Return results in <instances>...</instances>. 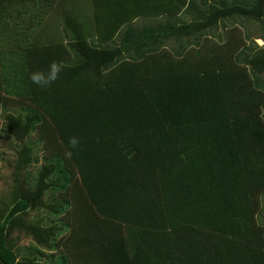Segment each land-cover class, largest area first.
<instances>
[{
	"label": "trees",
	"instance_id": "16d2710c",
	"mask_svg": "<svg viewBox=\"0 0 264 264\" xmlns=\"http://www.w3.org/2000/svg\"><path fill=\"white\" fill-rule=\"evenodd\" d=\"M82 1L0 0V264H264V0Z\"/></svg>",
	"mask_w": 264,
	"mask_h": 264
},
{
	"label": "rangeland",
	"instance_id": "374dc122",
	"mask_svg": "<svg viewBox=\"0 0 264 264\" xmlns=\"http://www.w3.org/2000/svg\"><path fill=\"white\" fill-rule=\"evenodd\" d=\"M232 21H229L228 23L230 24ZM229 24L228 27H229ZM232 25V24H230ZM234 25V24H233ZM228 27H221L224 31L225 29H228ZM223 32V31H222ZM243 35H252L251 40L248 41V44L252 41V40H256V42L259 45L263 44V41L259 38H256V36L258 37L259 30H258V24L257 23H253L251 22V20H245V26L243 27L242 30ZM213 40L212 37L208 38V40ZM211 46L209 45H202V51H204V55H206L205 53H207V48L210 49ZM212 48V47H211ZM207 56V55H206ZM4 118L1 116L0 117V127L1 126H5V124H3ZM13 137L12 135L5 131L0 129V190H2V192H4L5 194H8L9 192V188H10V183L13 181L12 179V171H13V166L11 165V163L13 162V160L16 158V150H15V146L13 147ZM42 159L39 162V165L41 164ZM38 167L33 166V171H36ZM33 179V177H32ZM54 202V201H53ZM38 212L34 211L33 213H31V217H34L35 215H37ZM45 215L48 217L47 221L49 219H51V215L49 210L47 209L45 211ZM264 216V215H261ZM52 220V219H51ZM58 220L57 217H53V221L56 222ZM49 222V221H48ZM261 222H263L261 220ZM60 224L63 223V221H59ZM264 223V222H263ZM46 224V223H45ZM32 237H28L25 235H21V239H20V244L23 245L24 247H28L29 244H31L32 242Z\"/></svg>",
	"mask_w": 264,
	"mask_h": 264
},
{
	"label": "clouds",
	"instance_id": "9594fccd",
	"mask_svg": "<svg viewBox=\"0 0 264 264\" xmlns=\"http://www.w3.org/2000/svg\"><path fill=\"white\" fill-rule=\"evenodd\" d=\"M63 67L64 65L62 62L52 61L49 65L47 74H45V72L43 71L32 72L30 74V80L32 81V83L40 86L41 88L48 87L59 79V75L63 70ZM258 118L261 121H264V105L260 106ZM79 144L80 141L78 137L74 136L69 139V145L71 146L72 149L78 148ZM71 155H72L71 151L65 152L66 157L70 158Z\"/></svg>",
	"mask_w": 264,
	"mask_h": 264
},
{
	"label": "crops",
	"instance_id": "0c3cea01",
	"mask_svg": "<svg viewBox=\"0 0 264 264\" xmlns=\"http://www.w3.org/2000/svg\"><path fill=\"white\" fill-rule=\"evenodd\" d=\"M82 1V0H81ZM100 3H102V5H103V2L102 1H107V0H98ZM83 3L85 2V5L87 4V0H84V1H82ZM116 8H117V10L118 11H123L124 9H126V10H124V11H126L128 14L129 13H133L134 12V1L133 0H131V2L129 3V2H126V3H123V0H122V2H120L119 4H116ZM130 9V10H129ZM181 14H183V13H181ZM251 22H253L254 23V21H251ZM5 35H6V37H8L9 35L7 34V32L5 33ZM258 38L259 39H261L262 41H263V44H264V38H260L259 36H258ZM8 40L6 41V43L7 44H11L12 42H11V40L13 39V36L10 34V37L9 38H7ZM256 41V40H255ZM262 44V45H263ZM169 47V46H168ZM193 47H198V46H196V45H193ZM192 48V47H191ZM169 49H171L170 47H169ZM184 58V57H183ZM3 124H5V120L3 121ZM257 217V220H258V222H261V220H262V217L261 216H256ZM263 221V220H262Z\"/></svg>",
	"mask_w": 264,
	"mask_h": 264
}]
</instances>
